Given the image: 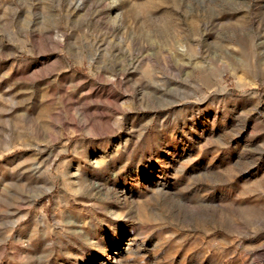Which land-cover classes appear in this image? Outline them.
Here are the masks:
<instances>
[{"label":"rangeland","instance_id":"rangeland-1","mask_svg":"<svg viewBox=\"0 0 264 264\" xmlns=\"http://www.w3.org/2000/svg\"><path fill=\"white\" fill-rule=\"evenodd\" d=\"M0 264H264V0H0Z\"/></svg>","mask_w":264,"mask_h":264},{"label":"bare ground","instance_id":"bare-ground-1","mask_svg":"<svg viewBox=\"0 0 264 264\" xmlns=\"http://www.w3.org/2000/svg\"><path fill=\"white\" fill-rule=\"evenodd\" d=\"M120 248H121V246H119V247L115 246V247L111 248V250H109V252H108V256L109 257H115L116 253L119 252L118 250Z\"/></svg>","mask_w":264,"mask_h":264}]
</instances>
